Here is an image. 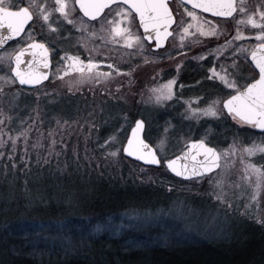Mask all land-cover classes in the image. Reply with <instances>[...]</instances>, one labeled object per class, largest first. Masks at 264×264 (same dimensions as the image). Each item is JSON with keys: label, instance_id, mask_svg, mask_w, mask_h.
Listing matches in <instances>:
<instances>
[{"label": "snow or ice", "instance_id": "snow-or-ice-1", "mask_svg": "<svg viewBox=\"0 0 264 264\" xmlns=\"http://www.w3.org/2000/svg\"><path fill=\"white\" fill-rule=\"evenodd\" d=\"M187 5H191V8ZM77 6L87 20L76 15ZM178 7H183V13L177 11L174 15L169 0H26V3L25 0H0V72L5 73L0 75V94L8 95L4 91L5 86L12 87L17 82L21 86L28 85L33 88L43 85L44 81L50 79V66L57 56L59 60L56 71L51 73L54 77L53 83L56 80L63 82L68 92L73 95L80 91L84 84L94 87L107 85L120 76L129 78L128 87L131 88L133 73L139 67L157 63L165 58L153 53L163 48L169 37L173 38L175 44L173 51L179 48L181 51L177 55L185 56L187 53L182 50L186 46L203 45L205 40L219 41L223 36V44L217 43L215 48H207L199 56L192 57L198 62L209 61L210 67L204 79L212 82L214 90L207 96L185 100L184 112L180 115L183 120L193 122L195 126H200L201 121L224 123L230 118L240 129H244L245 133L248 129H258L261 133L259 143L257 138L249 137L251 142L243 144L241 133L238 131L233 133L232 142L227 148L210 146L211 137L214 135L211 125L204 129L198 139H192L193 127L190 125L187 132L181 131L178 135L176 142L182 144L180 155L174 159L167 158L165 153L176 131L175 126L170 120H166L159 126L162 131L154 137L151 113L147 117L141 113L140 118L131 119L128 114H124L123 122L99 147L104 151L105 159H118L123 153L145 165L159 166L163 157L167 169L175 176L197 183L207 181V195L226 209L233 207V189L238 190L246 199L245 212L241 214H249L253 206H259L260 198L264 195V164L257 165L251 159L259 155L260 159L264 160V8L258 7L252 11L247 7L245 0H178ZM204 13L213 18H225L226 22L231 18L235 35L227 38V33L220 23L203 16ZM137 18L138 24L135 23ZM242 26L255 30L254 35H245ZM138 28H142L143 32L137 31ZM73 30L81 33L76 39L89 53L87 61L81 59L79 54H69L68 50L62 47L64 44L74 46ZM85 38L93 42L92 48H88L83 42ZM252 39L256 43L251 46L237 43ZM97 40L100 41L99 44H95ZM9 42L14 43L9 45ZM6 45L9 47L5 48ZM110 45L131 50L125 54L140 57L141 63L131 65L128 71H121L118 65L109 62L106 63L109 71L102 70L105 61L111 59L113 47H109ZM60 52H64V55H60ZM98 57L104 59L98 60ZM166 58L174 60L176 56L167 52ZM183 66V62L177 64V77ZM66 77L72 78L65 80ZM177 77L148 88L147 97L144 93L140 94L141 102L151 104L153 109L165 107L168 101L176 97L174 89ZM152 79L155 80L156 77ZM179 87L183 89L185 85L180 84ZM120 91L121 87L117 86L115 92ZM104 93L112 95L107 88L102 89V94ZM44 95L47 96L48 93L45 92ZM17 97V92L11 93L13 100ZM0 115H5L2 109ZM6 119L10 123L12 118L6 116ZM4 123L5 120L0 119V125ZM68 123L65 120L61 125L60 120H57L61 127ZM28 131L24 130L15 137L9 135L12 152L16 151L17 141L23 136L27 155ZM121 133L124 135L121 136ZM4 134L0 129V147L5 146L2 139ZM55 143L53 140L52 144ZM38 146V143L33 145L34 148ZM0 156H3L2 152ZM8 158L11 160L12 156ZM40 160L38 156V164ZM49 162L47 158H43L44 164ZM237 162L240 164L238 181L230 183L225 172L234 168ZM168 190L172 191L171 188ZM25 192L26 209H31L37 201L40 204L47 203L43 196L33 197L27 188ZM67 203L73 204L71 197H68ZM183 211L182 204L174 210H161L157 214L148 209L141 211L133 207L122 214L119 224H114L112 218L96 220L95 223H92L91 218H87L88 225H76L65 218L56 221L55 227L43 221L33 226L36 218H28L27 214H22L15 221L5 219L0 222V236L19 234L24 240L29 237H42L44 242L63 240L71 246L73 235L83 238L87 234L89 239L104 233L116 236L129 228L139 226L137 223H125L124 218L150 224L158 223L161 214L180 216ZM216 219L214 218V221ZM256 222L264 224V219L258 218ZM176 235L183 240L191 238L189 230L178 232ZM229 235L225 222L214 238L227 239ZM157 243L169 246L171 241L168 234L163 233ZM131 246L142 247L147 251L151 247V240L142 244L134 242ZM144 264H149L147 255Z\"/></svg>", "mask_w": 264, "mask_h": 264}, {"label": "trees", "instance_id": "trees-1", "mask_svg": "<svg viewBox=\"0 0 264 264\" xmlns=\"http://www.w3.org/2000/svg\"><path fill=\"white\" fill-rule=\"evenodd\" d=\"M110 55L111 58L122 59L115 50ZM139 59L141 58L135 57L131 64H134V61L137 63ZM54 63L55 59L52 64ZM189 63L192 64H188L180 71L179 86L183 84L185 87L183 89L177 87V97L207 96L214 90L212 82L204 79L208 74L209 61L193 65L195 62L191 60ZM50 80L32 89L19 87L21 94L18 96L17 105L11 104L12 109L8 108L12 118L11 122L8 125L5 122L2 125L3 129L7 128L5 132L13 137L30 127L33 132L28 131L27 155H25V138L23 136L17 141L15 152L11 150L9 139L5 140V146L0 149V152L3 153V156H0V222L5 219L15 221L22 214H27L28 218H36L33 226L43 221L45 224H52L55 227L56 221L65 218L70 219L76 225H88L87 218L96 222V220L111 218L144 204L155 208L160 200H166H164V196H167L168 200H174L177 197H181L180 201L189 199L192 204L196 198H200L205 201L203 203L210 202L213 205H219L217 202L211 201L207 194H189L191 191L197 190L194 186L196 182L181 180L168 173L163 165V157L162 164L159 166L145 164L142 166L140 162L133 161L124 155L125 158L121 161H126L128 164H122L118 169H110V163L104 159L102 149L89 151L91 149L89 146L94 145L90 141H88V146H86L87 144L77 145L78 142H73V139L78 137L79 132H85L83 133L85 137L90 138L91 136V129H87V126H85V130L77 129L75 122H72L77 117L72 116L73 111L79 110L85 105L81 101H77L74 95H62L64 91L67 92L66 86L59 85V83L53 85ZM197 81L200 83L198 84ZM37 91H39V95L36 96L37 102L33 104L34 99H26V96H29L30 92ZM45 92L48 93L47 96L44 95ZM59 94L65 103L58 99L53 104L51 100ZM94 98L91 99L88 106L86 104L85 115L91 123L96 125L97 122L98 124L101 122L102 115L94 119L93 114L89 115L91 112H88V107L93 108L94 106ZM22 101L23 103L30 101L31 104L22 110L20 106ZM35 105L37 106V116L33 110H30V107L33 108ZM179 109L180 107L175 112L170 108L164 109L161 119L154 120L157 135L162 131L159 126L163 125L166 120H170L175 126L176 131L168 145V151L165 153L167 158L177 154L182 146L176 142L180 130L184 127V123L179 117ZM137 111L135 116L139 117L142 112ZM173 113L175 117L170 116ZM85 115L82 114V116ZM133 117L134 113L130 119ZM58 119L61 125L65 120L70 123L61 127L57 124ZM32 121H34L33 124ZM119 123V117L108 129L101 123L100 130L92 134L91 138L95 139L97 143L104 142L107 138L105 135L113 134ZM209 125L214 130L210 145L220 147V145L232 141L233 133H235L234 128L226 122L217 123L211 120L203 122L192 138H199L202 129ZM77 130L78 133H74ZM51 131L57 132V138L54 139L55 145L52 144L51 137L47 135ZM198 131L200 132L198 133ZM39 133L43 136H40ZM31 136L33 137L30 138ZM121 136H123L122 133ZM65 138L69 140L66 149H63L60 146L65 142ZM37 143L39 146L34 148L33 145ZM10 155L12 156L11 160L8 158ZM38 156L41 158L39 164L37 163ZM43 158H47L50 162L44 164ZM129 165H133L136 169H130ZM187 183L193 184L194 188L184 187ZM166 186L170 187L172 191H168ZM25 188L30 191L33 197L43 196L47 203L40 204L37 201L31 209H26ZM176 191L177 195H175ZM263 196H261V205H264ZM68 197L72 198L73 204L67 203ZM230 215L237 219L238 224L235 228L240 227L241 234L238 232L237 235L234 234L227 240H219L216 244L205 243L204 248L202 247L205 249L204 252L202 250L187 255L189 258L181 255L179 257L183 261L178 264H264V224L257 223L255 218L249 214L240 215L238 210H233ZM45 235H55V233H45ZM119 237L121 234L115 237L104 233L95 238L117 243ZM155 246L159 247V245ZM144 259L145 256L140 253L138 248H133L129 254L118 251L113 257L107 252L97 254L95 250H92V247L81 251L75 248L64 251L61 247L58 248L55 242H44L43 238H39L36 243H33L31 237L24 240L19 234L0 236V262L2 264H144ZM148 260L149 264H174L172 261L159 262L155 256L148 257Z\"/></svg>", "mask_w": 264, "mask_h": 264}, {"label": "rangeland", "instance_id": "rangeland-1", "mask_svg": "<svg viewBox=\"0 0 264 264\" xmlns=\"http://www.w3.org/2000/svg\"><path fill=\"white\" fill-rule=\"evenodd\" d=\"M253 7H254V5H253ZM178 11L180 13H183V7H179ZM205 17H207V16H205ZM208 18H210V17H208ZM210 19H212V18H210ZM213 20L220 23L221 28L224 29L227 33V38L230 39L231 36L235 35V30L231 29V27L227 25L228 23L226 21H218L215 19H213ZM242 31H244V30L242 29ZM244 33H245V35H254L255 30H253L251 33H246L244 31ZM224 39H225V37L222 36L219 41H216L215 39H212L211 41L205 40L203 45H195V46H191V47L186 46L182 51L186 52L187 55L180 56V55H177V53L179 51H181L179 48H176V50L173 51L175 44H174L173 38L170 37L165 48L158 50V52L153 53V55L161 56V57H165V58L158 61L157 63L142 65L141 67H139L133 73V77H132L133 84H132L131 88L128 87L129 78L126 76L117 77L116 79H114L113 81H111L107 85H101V86H95L94 87V86L89 85V84H84L81 87L80 91H78L74 94V97L76 98L77 101H81L85 106H82L81 109H79V110H74L73 111L74 113L72 114V116L73 117L77 116L74 119L75 124L77 126V129H81V130L84 129L85 130V126H87V129H89V130L91 129V132H90L91 136H90V138L85 137L83 134L85 132L81 131V132H79L78 137L73 139V142L77 141L78 142L77 145L81 144L83 146V145L87 144L86 146H88V141H90L94 145L89 146L91 148L89 151H91L92 149L93 150L99 149L100 148L99 145L103 144L104 142L100 141L97 143V141H95V139L91 138L92 134H95L97 131L100 130L101 127H99V125L103 124L108 129L112 126V123H115V121L119 117V120H120V123L118 124V127H119V125L123 122L122 116L124 114H128L130 117L134 113L133 118H140V116L139 117L135 116L136 110H138L139 112H142L144 114V116H146V117L149 116V113H151V127H152V131H153V136L155 137L157 135V130L155 127L154 120L155 119L160 120L161 116L163 114V110L167 109V108H170L173 112H175L180 107V109L178 110V113H179V117H181L180 114L184 112V108H185L184 101L189 99V98H181V97L178 98L177 97L178 96V94H177L178 88L177 87H179V82H178L179 76L177 77V72H176L177 64H180L181 62H183L184 66L181 69H184L185 67H187L188 64L191 65L192 63H189L191 60H193L195 62V63H193V65L197 64V63L201 64L200 62L192 59V57L193 56H199L202 52H205L207 50V48H215L217 43L223 44ZM83 42L87 44L88 48H92L94 46L93 42L88 38H85ZM99 43H100V41L99 42L95 41V44H99ZM237 43H244L245 45L251 46V45H254L256 43V41L254 39H252L249 44H247L244 41L237 42ZM109 47H113V50L117 51L120 54V57H122V59L111 58V59L105 61V64L102 65V70L109 71V69H107V67H106V63H109V62H111L115 65H118L121 71H128L131 65L141 63V59H139V61L137 63H135V61H134V64H131V63H133L132 60H134L135 57H130V56L125 54L127 51H131V50L121 49L118 45H116V46L110 45ZM65 49L68 50L69 54L75 55V53L73 51L74 49L73 50L68 49V48H65ZM79 49L82 50V53H84V57H85L84 60L87 61V57L89 55L88 51H86L85 48L81 47V46H79ZM167 52H172L173 55L176 56V59H174V60L167 59L166 58ZM60 55H64V52H61ZM80 57H81V55H80ZM137 57L138 56H136V58ZM97 59L103 60L104 57H100ZM209 59H211V58H209ZM58 60L59 59L56 58L55 63L52 64L51 73H54L56 71ZM209 67L210 66H208V68ZM161 69L163 71H160ZM51 73H50V79H51L50 81L54 85V83H53L54 77L51 75ZM4 74H5L4 72H0V75H4ZM72 76L74 77L75 74H72ZM154 76L156 77L155 80L152 79V77H154ZM174 77H177V85L174 89V91L176 92V97L172 101H168L165 107L153 109V106L151 104H144L141 102V95H140L141 93H144V96L147 97V95H148L147 89L148 88L154 87V86H156V84L165 83L168 79H172ZM70 78H72V77H66L65 80H68ZM58 83H59V85L65 86V84L63 82L56 80L55 85H57ZM16 85L17 84H15L12 87L5 86L4 91L8 95L0 94V109H2L3 113L5 114V115H0V119H4L7 125L9 124V121L6 119V116H11L8 108L12 109L11 104L17 105L16 102L18 101L17 99L19 98V97H17L15 99L16 101L13 100L11 98V93L17 92L18 96L21 94V91L19 90L20 86L17 85L18 86L17 87ZM117 86L121 87V91L119 93L115 92V89ZM20 88H22V87H20ZM104 88H107L108 90H110L112 95H109L107 93L102 94V89H104ZM38 95H39V91L30 92L29 96H26V99H30V100L34 99L33 104H36V102H37L36 96H38ZM60 95L61 94L56 95L51 100L53 102V104L58 99L62 100L63 103H65L63 98H61ZM62 95L66 96V95H73V94L68 92V90H67V92L64 91V93H62ZM57 97H59V98H57ZM93 97H95L94 98L95 101H93L94 106H93V108L88 107V112H91L93 114L94 119H97L99 117V115H102L101 116V122H99V124L97 122L96 125L91 123L87 119V116L85 115L87 106L90 104L91 99ZM120 97H124V99H120ZM190 98H194V97H190ZM125 100L127 102H125ZM23 101L21 102L20 106L22 107L21 108L22 110H25V106L29 107V105L31 103H30V101H25V103H23ZM56 104L61 105L60 103H56ZM86 104H87V106H86ZM36 109H37L36 105L33 108L30 107V110H33V112H35V116H37L36 115V111H37ZM101 109H103V111H101ZM82 114H84L85 116H82ZM170 116L175 117L174 113L172 115L170 114ZM181 120L184 123L183 124L184 127L182 130H180V133H181V131L187 132L189 126L192 125V127H193L192 137H193L194 133L197 132V130L199 129L200 126H195L193 122L185 121L182 119V117H181ZM74 121H72V122H74ZM203 122H205V121H201V125ZM213 122H215V121H213ZM33 123H34V121H32V124ZM226 123L229 126H232L234 128L235 133L238 131L241 133V142L243 144L247 145L251 142L249 137L257 138V143L260 142L258 139L261 136V133L259 130L248 129L247 132L245 133V130L240 129L239 126H237L235 124V122H233L230 118L226 121ZM71 125L75 126L74 124H71ZM90 125H94V126H90ZM65 126H67V125H65ZM205 128H207V127H205ZM205 128H203L201 132L198 131V133L199 132L202 133ZM0 129H2L3 132L5 133L3 136L4 138H2L3 141L5 142V140L8 139V137H9V134H7L5 132L7 130V128L3 129V126L0 125ZM27 130H29L31 133L33 132L32 127L28 128ZM9 132L11 134V131H9ZM50 133H51V135H50ZM74 133H78V130L75 131ZM56 134H57V132H53V131L47 133V135L51 137L52 141L55 138H57ZM39 135L43 136L41 133H39ZM110 135H112V134L105 135V137L108 138ZM28 137H29V134H28ZM32 137L33 136H31L30 138H32ZM35 139H37V138H35ZM38 140H39V138H38ZM64 140H65V142H63L60 147H62L63 149H66L67 142L69 139L65 138ZM231 142L232 141H229L228 143H226L222 146L220 145V147H218V148H227ZM5 144H6V142H5ZM1 148L2 147H0V149ZM58 149H61V148H58ZM121 155L122 156H120L118 159L117 158H111V157H109L108 159L104 158L106 160V162L108 161V163H110L109 164L110 169H112V168L118 169L119 167L122 166V164H128L126 161H121V159L125 158L123 153H121ZM251 159H252V162L256 163L257 165L264 164V160H261L259 155H257L256 157H253ZM136 162H138V161H136ZM141 165H142V163H141ZM129 166H131V165H129ZM132 168L134 170L136 169L133 165L130 167V169H132ZM239 174H240V164L238 162L236 163L234 168L225 172L226 179L230 183L237 182ZM194 186L197 188V190H195L196 192L193 190L189 194L204 195V194H207V192L209 190V185H208L207 181H204L203 183H197L196 182V183H194ZM194 186H193V184H188V183L184 185V187H186V188H194ZM166 188L168 190L170 187L166 186ZM233 191L235 192V194L232 196L233 207L231 209H226V208L222 207L221 205H213V203H210V202L209 203H203L205 201L201 200L200 198H196V200L192 204V201L189 199H187V200L184 199V201L183 200L180 201L179 198H181V197H177L174 200L173 199L168 200L166 198L167 196H164L165 197L164 200L166 199L165 201L160 200L158 202V204L159 203H163V204H159V205L157 204L155 208L150 207L149 205H146V204H144L141 207L136 206V208L140 209L141 211H143L144 209H148L153 214H157V213H160L161 210H164V211H167L168 209L174 210L177 206L182 204L184 211H183V215H180V216H164L163 214H161L160 220L158 223H150V224L149 223H140V222H136V221H128L126 218H124L125 223H137L139 226L135 227V228H129V229L123 231V233L121 234V237H119L120 239H117V241H118L117 243L109 242L106 239L105 240H102L99 238L89 239L87 237V234H85L83 238H81L78 235H73L71 237V246H69L63 240H57L55 243L58 245V248L61 247L64 251H69L71 248H75V249L81 251V250H84L88 247L89 248L92 247V250H95L97 254H99V253L102 254V253L107 252L110 255H112L113 257H115V254H117L118 251L122 252L123 254H129L133 248H138V249H140V253L142 255H144V256L147 255V257H150V258L155 256L159 262H161V261H168V262L172 261L174 264H178V263L183 261V260H181V258L179 256L185 255L186 257H188L189 255L195 254V253L200 252L202 250L204 252L205 249H203L204 248L203 245L205 243H211L212 242L213 244H216L219 240H227L230 237H232V235H234V234L237 235L238 232L241 231V230L239 231L240 227L235 228L236 225L238 224V222H237V219L235 217H232L230 215V213L233 210H238L240 215H242L241 213L245 212L244 204L246 203V199L244 198V194H242L240 191L235 190V189H233ZM175 193H176L175 195H177L178 192L176 191ZM261 200L262 199L260 198V201ZM211 201H214V200L211 199ZM129 202H130V200H129ZM224 210H226L229 213L228 214L225 213ZM123 213L124 212L118 214L117 216L115 215V216L111 217L114 224H119L121 222ZM249 215L253 216L256 221L258 218L264 219V205H261V203L259 202L258 207L253 206L249 210ZM214 218H217V219L214 221ZM225 222L227 224V231L230 234L229 238H227V239L214 238L216 233H218L220 231V228L224 225ZM92 223H95V222H92ZM186 230H189V235L191 237L190 239L183 240L181 237L176 235V233L184 232ZM165 232L168 234L169 240L171 241L169 246H164L163 243H157V241L160 240L161 235ZM240 234H241V232H240ZM117 236L118 235H116L115 237H117ZM40 238L42 239V237H40ZM38 239L39 238L31 237V240H33V241H37ZM149 239L151 240V247L147 251H145L142 247L131 246L134 242L137 244H142L144 241H148ZM176 241H179V242L177 243ZM155 245H159V247H157ZM151 255H153V256H151Z\"/></svg>", "mask_w": 264, "mask_h": 264}, {"label": "flooded vegetation", "instance_id": "flooded-vegetation-1", "mask_svg": "<svg viewBox=\"0 0 264 264\" xmlns=\"http://www.w3.org/2000/svg\"><path fill=\"white\" fill-rule=\"evenodd\" d=\"M25 3H26V0H25ZM245 3H246V5H247V7L250 9V10H256L258 7H262V8H264V0H245ZM169 5H170V7L171 8H173V11H174V15L176 14V12L178 11V9H179V7H178V0H169ZM253 5H254V7H253ZM189 8V7H188ZM255 8V9H254ZM190 9V8H189ZM76 15H78L79 17H83V15L77 10V13H76ZM202 15H204V14H202ZM204 16H206V15H204ZM208 17V16H207ZM85 20H87L85 17H83ZM210 18H212V19H215V20H223V21H226V19H218V18H213V17H210ZM135 23H136V21H135ZM228 23V24H227ZM227 25L228 26H230L231 27V29H234L235 30V26H234V22H232L231 21V18H228L227 19ZM69 28L71 27V26H68ZM98 27V26H97ZM242 29L246 32V33H251L253 30L252 29H250V27L249 28H244L243 26H242ZM233 30V31H234ZM72 36H73V40H72V45H74V46H72V47H70L68 44H64V45H62V47H64V48H68V49H71V50H73L74 51V53L75 54H80L81 55V59H85V57H84V54L82 53V50H80L79 49V46H80V44L79 43H77V39L76 38H78V37H80L81 36V33H78V32H76L75 30H73L72 31ZM98 41V40H97ZM99 42V41H98ZM244 42H246L247 44H249L250 42H251V40H248V41H244ZM14 42H9V45H12ZM9 45H6L5 46V48H8L9 47ZM60 54H61V52H60ZM57 59H59V56H57L56 57ZM55 58V59H56Z\"/></svg>", "mask_w": 264, "mask_h": 264}, {"label": "water", "instance_id": "water-1", "mask_svg": "<svg viewBox=\"0 0 264 264\" xmlns=\"http://www.w3.org/2000/svg\"><path fill=\"white\" fill-rule=\"evenodd\" d=\"M188 7H190L191 8V5H187ZM77 10H78V6H77ZM79 11V10H78ZM198 12H199V10H197ZM82 15H83V13L82 12H80ZM204 15H207V16H210V14H208V13H204ZM211 17V16H210ZM86 19H88L87 17H85ZM219 19H225V18H219ZM136 21H137V24H138V18L136 19ZM140 29V32L142 33L143 32V29L142 28H139ZM170 38V37H169ZM166 43H167V41H165V44H164V47L166 46ZM152 47L154 48V42H153V44H152ZM163 47V48H164ZM163 48H161V49H163ZM158 50H160V49H158ZM158 50H156V51H158ZM51 67H52V64H51V66H50V73H51ZM46 81H44L43 83H45ZM18 86H20V87H22V88H25V89H32L33 87L32 86H28V85H25V86H21V85H19V83L17 82L16 83ZM35 87H37V86H35ZM258 130V129H257ZM128 134H130V129H129V131H128ZM195 139H198V138H195ZM124 143H126V140L124 141ZM210 146H213V145H210ZM180 153H181V150L177 153V154H175V155H173L172 157H170V158H172V159H174L177 155H180ZM125 155V154H124ZM126 156V155H125ZM127 157V156H126ZM128 158H130V159H133V160H135V158H133V157H128ZM137 161V160H136ZM138 162H140V163H142V164H144L143 162H141V161H138ZM163 165H164V167H165V169L167 170V172L168 173H170L171 175H173L174 177H176V178H178V179H181V180H183L181 177H177V176H175V174L174 173H172L169 169H167V167H166V163H164L163 162ZM150 166H157V165H150Z\"/></svg>", "mask_w": 264, "mask_h": 264}]
</instances>
